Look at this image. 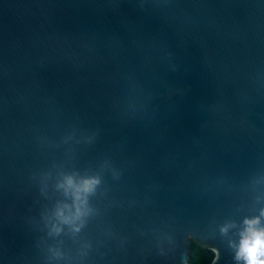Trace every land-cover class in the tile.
Wrapping results in <instances>:
<instances>
[{
	"label": "water",
	"instance_id": "water-1",
	"mask_svg": "<svg viewBox=\"0 0 264 264\" xmlns=\"http://www.w3.org/2000/svg\"><path fill=\"white\" fill-rule=\"evenodd\" d=\"M262 210L264 0H0V264H237Z\"/></svg>",
	"mask_w": 264,
	"mask_h": 264
},
{
	"label": "clouds",
	"instance_id": "clouds-1",
	"mask_svg": "<svg viewBox=\"0 0 264 264\" xmlns=\"http://www.w3.org/2000/svg\"><path fill=\"white\" fill-rule=\"evenodd\" d=\"M99 183L98 178L85 179L79 183L74 182L71 177L66 178L63 186L66 191L71 190L76 201L75 219H79L86 214L84 208H86L87 195L94 192L95 187ZM58 216L65 223L71 222V218L64 216L62 210L58 212ZM261 217H264V210L261 211L258 217L246 218L244 220V228L239 233V243L230 242V247L235 251L234 259L237 264H264V224H262ZM228 227L230 226L222 227L221 233L226 234ZM76 230L78 231L79 229L77 228Z\"/></svg>",
	"mask_w": 264,
	"mask_h": 264
},
{
	"label": "trees",
	"instance_id": "trees-1",
	"mask_svg": "<svg viewBox=\"0 0 264 264\" xmlns=\"http://www.w3.org/2000/svg\"><path fill=\"white\" fill-rule=\"evenodd\" d=\"M213 253L207 249L197 246L192 240L190 243L188 264H210Z\"/></svg>",
	"mask_w": 264,
	"mask_h": 264
}]
</instances>
